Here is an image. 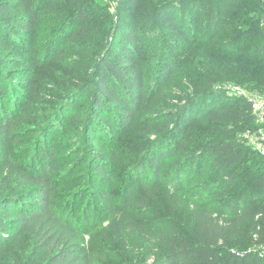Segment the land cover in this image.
<instances>
[{"label": "trees", "instance_id": "16d2710c", "mask_svg": "<svg viewBox=\"0 0 264 264\" xmlns=\"http://www.w3.org/2000/svg\"><path fill=\"white\" fill-rule=\"evenodd\" d=\"M238 2L116 0L111 13L106 0H0V264H264V157L242 137L259 127L252 101L215 88L190 57L225 58L264 93V0ZM2 66L23 78L20 101ZM61 121L93 150L66 172L44 144ZM99 137L127 141L105 151ZM105 207L98 233L113 253L88 249L80 227Z\"/></svg>", "mask_w": 264, "mask_h": 264}, {"label": "rangeland", "instance_id": "374dc122", "mask_svg": "<svg viewBox=\"0 0 264 264\" xmlns=\"http://www.w3.org/2000/svg\"><path fill=\"white\" fill-rule=\"evenodd\" d=\"M245 3H246V0H240V2H238L235 8L236 9L242 8ZM106 5L109 6V11L113 13L116 7V0H106ZM261 23L263 24V27H264V16H263V19L261 20ZM150 35L156 37L159 35V31L157 29L153 30L150 33ZM199 35H201L199 37L204 39L205 36L204 34H202V32H200ZM255 36L257 37V39L259 40L261 39L257 32H255ZM16 37L21 38L22 36H16ZM173 41H174V45L177 44L179 49H182V50L187 49L186 46L181 41H177L175 39ZM8 56H9L8 52H4L0 54V59L6 58ZM190 57L193 61H200V62L207 64L206 66H207V70L209 71V75L213 76L216 80L214 81L215 83H213V86L215 88L218 86H223L222 89H224L228 95L239 96L241 93H244L246 95L253 96V97H264V93L262 92L247 89V85L249 81L241 82L242 78L239 77L240 73H238V71H235L233 68L234 63H230L225 58H221L219 56L204 55L196 50H190ZM2 69L4 71H3V79L1 83L3 85L4 91L8 93L9 97H12L13 95L15 97V93L19 92L18 97L20 101L23 98V96H21V93H20L21 91H23V87L21 85V82L19 81H22L23 78L20 76H17L16 74H13L14 70L12 69L14 68L12 66H2ZM224 80H231V81H224ZM238 80L240 82H237ZM13 81H15L16 84L10 85V84H13ZM10 86H14L15 91L13 90L12 92V89L10 88ZM173 93H176V90H173ZM84 97L85 96H83V98H76L74 100V103H77V101L81 103ZM17 109H18V105L15 106V111ZM73 109H74L73 105L67 106L64 109V114L67 115ZM64 125L66 128L65 132H62L60 130L61 127L63 126L62 121L60 125H55L52 128H49L48 129L49 134L46 133V142L44 143L46 147H49L53 143V145L55 144L57 148V151H58L57 155H58V159L60 160L58 161L59 167H60L59 170L57 169L58 172H66V169L70 167H74L73 164H76V162L79 159H81V157H83L84 155L87 156L88 153L93 151L91 150V146L87 144V141L84 139L80 125L78 124L72 125V123H65ZM254 131L256 130H253V131L247 130L246 132L242 134V137L247 140L249 138V135H251ZM106 133L109 134V131H106ZM127 138H130V137L128 136ZM127 138L123 137V139H121L119 143L116 144L115 141L111 142L109 137H104V138L99 137V139L95 140V145L96 146L101 145L100 147H102V149L106 151L107 149H109L110 145L112 147L116 145L117 148L121 147L122 144L126 143ZM138 138L139 137H137V139ZM249 142L251 144V139H249L248 143ZM19 147L21 146L19 145ZM125 151L126 152L122 153L123 160L119 161L118 163L119 167H122L121 168L122 170L126 168L128 169L129 165H131L134 162V156H129L127 154L129 149L126 148ZM13 152L17 154L19 153L17 148L13 149ZM27 157L28 156H26L25 158ZM113 167H114L113 165L107 166L108 170H110V172L113 173L114 177L119 176V173H120L121 179H122L121 181H123V182L118 183L117 186L125 183L123 177L126 176V173H121L118 170L114 171ZM30 171H37V166L34 165L32 168H30ZM82 175L83 176L80 177L79 180L76 181L77 185L83 184V182H87L88 180L87 173L83 172ZM55 179H59V178H55ZM95 183L96 181L92 182V184H95ZM59 191H62V188H59ZM91 197L92 195L90 191L86 192V194L77 193L76 195H74L72 198L73 202L69 205L67 209V213H66L67 216L71 217L72 220L76 219L74 215L77 217L80 216V214H82L83 206L90 202ZM111 198H112L114 205H117V203H119L118 202L119 201L118 192H112ZM105 209L107 208L105 207L104 210L102 209L92 210L91 217L89 220L90 228L88 230H85L82 227V224L80 225V227L84 233V241H85L84 244L87 246L88 249L90 250L92 249L94 251H104V252L111 251L113 253V251H115L116 249L108 247L104 239L101 238L98 233L100 227L107 225L108 222L110 221V217L107 215V210ZM116 212H118V209H116ZM90 233H92L91 236H90ZM106 261L108 263H115V261L117 260H115L113 257H108Z\"/></svg>", "mask_w": 264, "mask_h": 264}, {"label": "built area", "instance_id": "2783aa9c", "mask_svg": "<svg viewBox=\"0 0 264 264\" xmlns=\"http://www.w3.org/2000/svg\"><path fill=\"white\" fill-rule=\"evenodd\" d=\"M241 94L249 97L252 101V109L256 114V123L259 125V128L249 135L247 140L249 141L251 139V144L249 142V145L264 157V97H253L244 93Z\"/></svg>", "mask_w": 264, "mask_h": 264}]
</instances>
